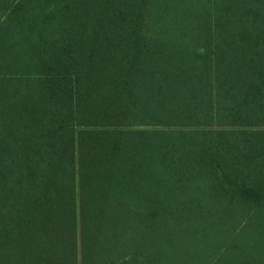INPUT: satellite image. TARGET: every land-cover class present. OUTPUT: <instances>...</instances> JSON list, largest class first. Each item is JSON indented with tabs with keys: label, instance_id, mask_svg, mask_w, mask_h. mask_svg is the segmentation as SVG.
<instances>
[{
	"label": "trees",
	"instance_id": "16d2710c",
	"mask_svg": "<svg viewBox=\"0 0 264 264\" xmlns=\"http://www.w3.org/2000/svg\"><path fill=\"white\" fill-rule=\"evenodd\" d=\"M222 245L264 264V0H0V264Z\"/></svg>",
	"mask_w": 264,
	"mask_h": 264
},
{
	"label": "crops",
	"instance_id": "0c3cea01",
	"mask_svg": "<svg viewBox=\"0 0 264 264\" xmlns=\"http://www.w3.org/2000/svg\"><path fill=\"white\" fill-rule=\"evenodd\" d=\"M251 250V249H250ZM204 253L206 254L204 257L209 259L210 256H215V260H220V264H224L225 261L226 264H242L243 263V256H245V252L243 249H236V247L233 246H220V247H214V246H208L203 249ZM249 251V249H248ZM213 259V263L216 262Z\"/></svg>",
	"mask_w": 264,
	"mask_h": 264
}]
</instances>
